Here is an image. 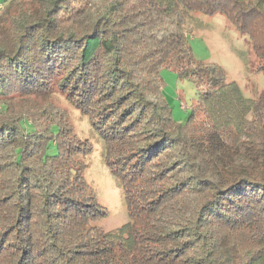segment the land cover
<instances>
[{
  "label": "trees",
  "instance_id": "1",
  "mask_svg": "<svg viewBox=\"0 0 264 264\" xmlns=\"http://www.w3.org/2000/svg\"><path fill=\"white\" fill-rule=\"evenodd\" d=\"M188 12L223 14L264 63V0H0V264H264V91L194 61ZM162 69L196 89L184 123ZM52 92L102 134L113 231Z\"/></svg>",
  "mask_w": 264,
  "mask_h": 264
},
{
  "label": "rangeland",
  "instance_id": "2",
  "mask_svg": "<svg viewBox=\"0 0 264 264\" xmlns=\"http://www.w3.org/2000/svg\"><path fill=\"white\" fill-rule=\"evenodd\" d=\"M186 42L196 63L220 67L227 83L238 84L243 96L254 99L264 91V63L254 55L247 35L223 14L206 15L188 12L182 24ZM162 94L172 118L184 123L196 102L193 83L181 78L172 69L160 71ZM41 101L51 102L66 113L70 137L81 141L86 150L76 154L84 164L83 177L93 188L103 214L95 225L105 232L113 231L127 222V207L117 177L104 162L105 143L87 114L70 104L58 92L44 94Z\"/></svg>",
  "mask_w": 264,
  "mask_h": 264
}]
</instances>
